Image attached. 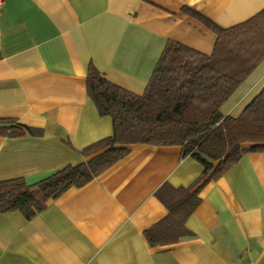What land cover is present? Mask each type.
Returning <instances> with one entry per match:
<instances>
[{"label":"crops","instance_id":"1","mask_svg":"<svg viewBox=\"0 0 264 264\" xmlns=\"http://www.w3.org/2000/svg\"><path fill=\"white\" fill-rule=\"evenodd\" d=\"M189 9L231 27L264 0H4L0 6V180L35 183L101 150H83L113 131L87 92L89 66L143 93L165 44L213 52L216 34ZM264 87V60L221 106L240 115ZM31 128V130L28 129ZM81 186L68 187L27 218L0 213V264L264 263V150H247L199 189L188 236L151 245L146 231L168 214L164 184L189 187L202 163L180 145L133 143Z\"/></svg>","mask_w":264,"mask_h":264},{"label":"trees","instance_id":"2","mask_svg":"<svg viewBox=\"0 0 264 264\" xmlns=\"http://www.w3.org/2000/svg\"><path fill=\"white\" fill-rule=\"evenodd\" d=\"M189 12L216 34L213 52L207 55L169 40L143 93L118 85L89 66L87 92L97 111L112 118L113 131L83 153L101 152L35 183L22 177L0 180V213L21 211L32 218L48 200L68 187L86 184L123 158L130 144H176L184 155L202 163L203 172L189 187L161 186L157 196L168 214L145 236L156 246L189 235L185 221L199 204L198 192L205 182L222 176L245 151L264 150V87L240 115L221 112L222 104L264 60V9L231 27ZM15 122L0 118V134H21Z\"/></svg>","mask_w":264,"mask_h":264},{"label":"built area","instance_id":"3","mask_svg":"<svg viewBox=\"0 0 264 264\" xmlns=\"http://www.w3.org/2000/svg\"><path fill=\"white\" fill-rule=\"evenodd\" d=\"M4 2V0H0V6L2 5V3ZM243 264H264V263H258V262H245Z\"/></svg>","mask_w":264,"mask_h":264},{"label":"rangeland","instance_id":"4","mask_svg":"<svg viewBox=\"0 0 264 264\" xmlns=\"http://www.w3.org/2000/svg\"><path fill=\"white\" fill-rule=\"evenodd\" d=\"M244 144H245V145H249L250 143H249V142H245Z\"/></svg>","mask_w":264,"mask_h":264}]
</instances>
